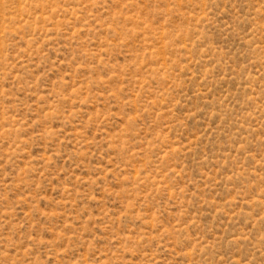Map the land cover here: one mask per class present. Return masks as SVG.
<instances>
[{
	"label": "rangeland",
	"instance_id": "1",
	"mask_svg": "<svg viewBox=\"0 0 264 264\" xmlns=\"http://www.w3.org/2000/svg\"><path fill=\"white\" fill-rule=\"evenodd\" d=\"M0 264H264V0H0Z\"/></svg>",
	"mask_w": 264,
	"mask_h": 264
}]
</instances>
